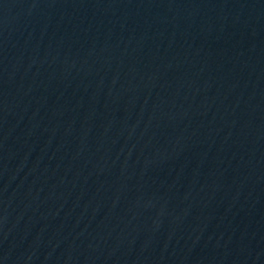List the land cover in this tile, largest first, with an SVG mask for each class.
I'll use <instances>...</instances> for the list:
<instances>
[{"label":"water","instance_id":"obj_1","mask_svg":"<svg viewBox=\"0 0 264 264\" xmlns=\"http://www.w3.org/2000/svg\"><path fill=\"white\" fill-rule=\"evenodd\" d=\"M0 264H264V0H0Z\"/></svg>","mask_w":264,"mask_h":264}]
</instances>
